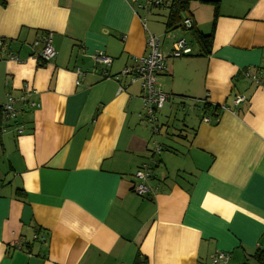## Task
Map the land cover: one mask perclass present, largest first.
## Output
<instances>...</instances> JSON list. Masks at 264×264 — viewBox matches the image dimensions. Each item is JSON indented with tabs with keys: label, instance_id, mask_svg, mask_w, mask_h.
Masks as SVG:
<instances>
[{
	"label": "crops",
	"instance_id": "obj_1",
	"mask_svg": "<svg viewBox=\"0 0 264 264\" xmlns=\"http://www.w3.org/2000/svg\"><path fill=\"white\" fill-rule=\"evenodd\" d=\"M3 1L0 108L12 97L17 111L0 123V264H213L219 253L229 256L224 264H256L264 248V0H215L209 56L194 50L190 32L166 36L171 0L153 9L143 0ZM190 16L211 32L212 4L192 2ZM144 25L163 39L164 54L179 39L192 46L158 76L170 110L192 109L173 139H161L159 155L142 125L141 86L120 76L148 54ZM48 33L56 56L44 62ZM99 51L110 65L94 61ZM246 72L259 73L260 85ZM236 96L247 101L236 106ZM202 101L226 108L205 115ZM144 164L152 177L140 196Z\"/></svg>",
	"mask_w": 264,
	"mask_h": 264
},
{
	"label": "built area",
	"instance_id": "obj_2",
	"mask_svg": "<svg viewBox=\"0 0 264 264\" xmlns=\"http://www.w3.org/2000/svg\"><path fill=\"white\" fill-rule=\"evenodd\" d=\"M136 3L138 0H131ZM167 0H143V6L146 9H153L167 5ZM186 27H192L190 19L184 22ZM145 29L147 31V49L148 54L145 57H135L133 58V64L122 71L120 76L129 77L132 84L139 83L141 86V99L143 103V114L142 119L148 125L152 126V132L155 135H159L161 132V125L158 123L159 119L157 117L158 112L164 108L167 102H170L171 95L164 93L160 90L158 85V76L160 73L165 71L166 61L168 58H182L184 56L190 55L192 53V47L185 39L177 40L173 45L172 52L164 54L161 52V40L160 38L149 32L146 25ZM4 44L0 41V52L4 50ZM56 56V51L53 47L52 34L48 33L44 37V49L40 54V58L44 62L51 61ZM94 61L99 62L104 65H110L112 59L107 57L103 52L99 51L92 55ZM77 73L81 75V71L78 70ZM246 76L251 79L255 84L260 85L261 75L259 73L253 74L250 72L246 73ZM247 98L245 96H236L234 104L239 106L245 103ZM205 104L206 101L200 102ZM15 100L12 97L7 99V102L3 106V115L8 119H14L16 115ZM34 106H39V104H33ZM224 110L226 106H221ZM208 121V118L204 119ZM22 129H19V133H22ZM162 151V146L157 145L153 154L160 153ZM152 177V170L148 164H144L137 172L136 178L138 183L134 186V192L140 196H144L150 192L148 186V181ZM35 238H38L37 236ZM229 259L228 254L219 253L213 258V264H224Z\"/></svg>",
	"mask_w": 264,
	"mask_h": 264
},
{
	"label": "trees",
	"instance_id": "obj_3",
	"mask_svg": "<svg viewBox=\"0 0 264 264\" xmlns=\"http://www.w3.org/2000/svg\"><path fill=\"white\" fill-rule=\"evenodd\" d=\"M169 15L166 22V30L167 34L173 33L177 30H181L183 32H190L193 38L198 42L199 46L203 51V56H209L212 53L214 39H215V31L217 19L219 17V1L215 0H171L169 1ZM192 2H200L202 4H212L214 6V16L212 22V29L208 35L200 33L191 18V4ZM0 4L5 6V2L0 0ZM166 5H163L164 7ZM190 19L192 23V27H186L184 22L185 20ZM4 43L3 40H0ZM189 43V42H188ZM190 44V43H189ZM191 46V45H190ZM188 56V55H187ZM185 57V56H184ZM178 59V58H177ZM166 70V68H165ZM247 73V72H246ZM204 114H208L209 112H218L223 111L221 106H213L212 104L205 103L204 104ZM3 116V108H0V123L2 122ZM252 258L255 260L257 264H264V248H259L255 251Z\"/></svg>",
	"mask_w": 264,
	"mask_h": 264
},
{
	"label": "rangeland",
	"instance_id": "obj_4",
	"mask_svg": "<svg viewBox=\"0 0 264 264\" xmlns=\"http://www.w3.org/2000/svg\"><path fill=\"white\" fill-rule=\"evenodd\" d=\"M175 35H178L180 38L181 37H185L187 39L189 38L188 34H186L185 32H183L181 30L176 31ZM162 40L163 39H161V41ZM193 48L195 51H198L199 50V44L194 42ZM161 50H162V48H161ZM191 103L192 102H187V105L192 106L193 104H191ZM191 110L192 109L188 108V110L185 111V114L182 111H181V113L180 112L177 113L176 107H174V109L170 110V105L169 104L166 105L157 114V117L159 119L158 123L162 126V128H161L162 132L159 135L153 134L152 126L148 125L145 121H142V125H144L145 130H147V132H148V137L150 140L149 141L150 142V148L154 151L157 145L163 147L162 143L160 142L161 139H163V137L170 138L169 140L173 139L172 137L177 133L176 128L178 126H180L179 120H182L183 118L189 117V114L192 113ZM194 112H197V110H194ZM165 133H167V135ZM160 153H156V155H159ZM252 263H253V261H252Z\"/></svg>",
	"mask_w": 264,
	"mask_h": 264
}]
</instances>
